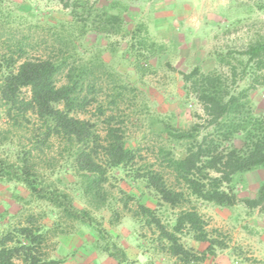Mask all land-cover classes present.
<instances>
[{
    "label": "rangeland",
    "instance_id": "obj_1",
    "mask_svg": "<svg viewBox=\"0 0 264 264\" xmlns=\"http://www.w3.org/2000/svg\"><path fill=\"white\" fill-rule=\"evenodd\" d=\"M67 1L65 8L59 0H0V79L25 59L61 65L59 83L74 70L82 94L91 101L75 116L93 125L101 144L109 125L117 129L135 158L107 169L103 189L111 206L95 211L83 195L80 173L59 141L43 144L42 122L28 113L16 124L1 101L0 158L17 161L31 150L43 181L67 193L76 209L88 210L125 251L129 263L180 264L161 250L154 227L132 212L142 205L154 210L168 229L174 224L179 208L162 203L145 176L157 172L167 185L183 187L175 185L167 161L183 157L187 142L170 138L165 129L187 131L194 124L204 125L206 116L181 73L194 67L203 73L216 71L231 92L246 88L252 67L240 54L264 39V0ZM74 9L80 17L73 16ZM101 12L121 16L117 34L86 33ZM230 66L239 76L243 68L249 74L233 82ZM29 96L27 89L21 90V99ZM249 100L255 113L264 114V86L250 91ZM233 143L241 146L238 138ZM97 153L103 160L101 148ZM263 179V170L245 174L234 186L238 198H254ZM185 199L184 206H193L201 215L209 237L223 244L203 264H264V212L247 209L241 202L219 208L187 195ZM26 215H33L49 232L54 246L44 250L59 264H117L102 250L104 243L93 227L66 219L57 208L29 197L20 183H0V234L24 224ZM179 237L196 253L207 247L186 229Z\"/></svg>",
    "mask_w": 264,
    "mask_h": 264
},
{
    "label": "trees",
    "instance_id": "obj_2",
    "mask_svg": "<svg viewBox=\"0 0 264 264\" xmlns=\"http://www.w3.org/2000/svg\"><path fill=\"white\" fill-rule=\"evenodd\" d=\"M59 2L63 7H69L67 0ZM72 14L81 16L77 9ZM121 21L118 14L101 12L94 15L86 33L117 34ZM240 55L246 57L247 64H251L252 72L250 84L237 93L228 89L219 72L203 73L194 67L188 73H181L184 84L195 95L206 116L204 125L194 124L187 131H177L169 126L165 129L170 138L187 142L183 157L167 161L175 185L183 187L167 185L157 172L145 176L148 186L157 193L162 203L179 208L174 224L168 229L154 210L142 205L132 212L133 217L144 218L149 226L154 227L161 250L180 264H203L209 257L216 256L217 249L223 248L222 243L209 237L206 224L197 210L190 205L184 206L186 195L219 208H231L241 202L247 209L264 212V179L254 198L239 199L234 190L245 174L264 171V114L255 113L249 100L250 91L264 86V39L249 45ZM60 70L61 65L48 59L21 61L16 69L1 75L0 101L8 107V115L16 124L28 113L39 119L42 122L39 130L44 129L43 144L46 145L49 139L59 141L63 152L80 173L83 195L90 199L91 209L98 211L111 206L103 189L107 169L130 163L135 156L125 146L117 129L109 125L101 144L93 125L75 116L84 111L91 101L87 94H82L79 75L76 76L70 69L64 81L59 83L56 78ZM230 73L234 82L239 76L237 68L230 66ZM247 74L243 68L239 79ZM22 89L29 91L28 99L20 98ZM237 138L241 141L240 147L233 143ZM98 148L103 151V160L97 157ZM35 150H39L38 145ZM24 154L13 162L0 158V183H20L29 192V197L57 208L66 219L93 227L98 240L104 243L102 250L110 258L117 264H131L125 251L110 239L88 210L76 209L67 193L43 181L37 170L38 163L32 160L31 150ZM123 208L128 210L126 203H123ZM185 229L195 241L207 244L201 253L180 243L179 234ZM50 240L49 232L43 231L37 219L26 215L24 224L19 223L13 230L0 234V264H59L44 250L50 244L54 246Z\"/></svg>",
    "mask_w": 264,
    "mask_h": 264
}]
</instances>
